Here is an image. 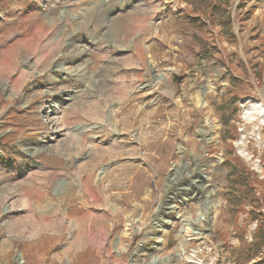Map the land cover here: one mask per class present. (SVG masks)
I'll use <instances>...</instances> for the list:
<instances>
[{
	"label": "rangeland",
	"instance_id": "374dc122",
	"mask_svg": "<svg viewBox=\"0 0 264 264\" xmlns=\"http://www.w3.org/2000/svg\"><path fill=\"white\" fill-rule=\"evenodd\" d=\"M259 243L264 0H0V264H251Z\"/></svg>",
	"mask_w": 264,
	"mask_h": 264
},
{
	"label": "bare ground",
	"instance_id": "6f19581e",
	"mask_svg": "<svg viewBox=\"0 0 264 264\" xmlns=\"http://www.w3.org/2000/svg\"><path fill=\"white\" fill-rule=\"evenodd\" d=\"M43 46L44 45H41L40 43H36V47H39V48H43ZM43 51V50H42ZM47 53V52H46ZM39 60V62L41 63V58H39L38 59ZM42 61H47L46 59H42ZM11 64H12V60L11 59H8L7 61H6V66L7 67H10L11 66ZM47 178H50V176L48 177H46V179ZM45 179V180H46ZM89 188V187H88ZM70 211V210H69ZM89 212V211H88ZM88 212H86V213H88ZM70 214H68L69 216H71V217H73L76 221H78V223H79V221H80V223L81 224H83V217L80 215V216H78L77 214H78V212L76 211V210H71V212H69ZM67 214V213H66ZM89 214V213H88ZM43 219H44V221L45 222H47V220H48V218L45 216V217H43ZM85 219V218H84ZM46 223H42V224H40V225H45ZM87 226V225H86ZM93 228V227H92ZM91 230V229H90ZM81 232V231H80ZM83 233V232H82Z\"/></svg>",
	"mask_w": 264,
	"mask_h": 264
},
{
	"label": "trees",
	"instance_id": "16d2710c",
	"mask_svg": "<svg viewBox=\"0 0 264 264\" xmlns=\"http://www.w3.org/2000/svg\"><path fill=\"white\" fill-rule=\"evenodd\" d=\"M228 173H229L228 176H234L236 174V172L234 171V168H229ZM260 236H261V230H260V228H257V236L256 237H260ZM251 244H255V243L253 242ZM263 245L264 244L259 243L260 248L264 247ZM259 254L254 253V254H251L249 256L250 259L255 258V260H253L251 264H264V254L263 253L261 254V251L259 252Z\"/></svg>",
	"mask_w": 264,
	"mask_h": 264
}]
</instances>
